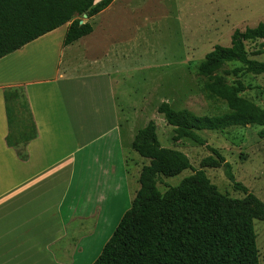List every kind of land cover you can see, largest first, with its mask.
I'll return each mask as SVG.
<instances>
[{
	"label": "crops",
	"instance_id": "1",
	"mask_svg": "<svg viewBox=\"0 0 264 264\" xmlns=\"http://www.w3.org/2000/svg\"><path fill=\"white\" fill-rule=\"evenodd\" d=\"M113 2L73 43L62 45L66 23L0 59V264H76L96 247L94 261L139 189L149 161L131 169L126 152L149 104L130 85L125 22H105ZM10 88L36 130L16 147Z\"/></svg>",
	"mask_w": 264,
	"mask_h": 264
},
{
	"label": "trees",
	"instance_id": "2",
	"mask_svg": "<svg viewBox=\"0 0 264 264\" xmlns=\"http://www.w3.org/2000/svg\"><path fill=\"white\" fill-rule=\"evenodd\" d=\"M114 0H0V59L29 42L69 23L62 45L88 35L92 26L78 17L92 18ZM261 40L254 55L264 53V22L235 29L230 45H215L196 66L202 91L211 102L224 105L212 115L174 110L166 101L157 113L172 127L174 141L188 139L207 146L213 156L203 161L222 165L226 178L243 192L231 197L210 182L203 169H192L178 185L161 192L160 178L191 169L183 152L163 147L153 120L140 128L131 148L149 162L141 167L139 189L120 218L100 254L91 264H260L253 220H264V203L247 187L234 182L231 165L218 150L206 144L200 131L258 126L264 138V108L242 94L244 74L264 72V61L249 57L245 42ZM9 132L7 145L16 147L35 138L36 130L23 92L4 91ZM21 158L25 155L19 153Z\"/></svg>",
	"mask_w": 264,
	"mask_h": 264
},
{
	"label": "rangeland",
	"instance_id": "3",
	"mask_svg": "<svg viewBox=\"0 0 264 264\" xmlns=\"http://www.w3.org/2000/svg\"><path fill=\"white\" fill-rule=\"evenodd\" d=\"M106 13L105 22H125L127 68L132 72V88L145 96L148 115L138 123L142 128L153 120L157 137L163 147L176 149L187 155L191 169L173 177H161V192L176 186L193 173L203 169L218 190L231 197L242 198L243 192L234 188L222 165L212 167L204 159L213 156L207 146L188 139L174 141L172 127L167 125L157 106L166 101L174 110L187 109L196 115H212L224 105L207 100L202 91L203 81L196 74L197 64L215 45L229 46L235 29L244 30L264 22V0H114ZM103 15L100 17L102 18ZM83 22L92 18L79 16ZM104 18V17H103ZM261 40L245 42L249 57L264 61V53L254 55ZM247 90L242 94L264 108V72L244 74ZM140 91V92H139ZM258 126L235 127L224 132L203 130L199 135L215 148L231 165L234 182L246 186L264 203V138L259 137ZM129 168L140 167L147 159L127 147ZM133 158L136 165L133 164ZM135 170V169H134ZM259 262L264 264V220H253ZM94 250L75 252L76 264H91ZM55 253H59L58 251Z\"/></svg>",
	"mask_w": 264,
	"mask_h": 264
},
{
	"label": "water",
	"instance_id": "4",
	"mask_svg": "<svg viewBox=\"0 0 264 264\" xmlns=\"http://www.w3.org/2000/svg\"><path fill=\"white\" fill-rule=\"evenodd\" d=\"M82 16H83L84 18H87L86 14H83ZM79 22H80V24H81V23H83V20H80Z\"/></svg>",
	"mask_w": 264,
	"mask_h": 264
}]
</instances>
